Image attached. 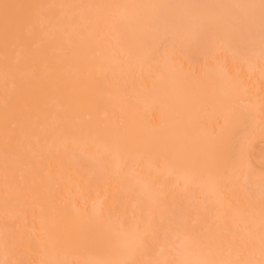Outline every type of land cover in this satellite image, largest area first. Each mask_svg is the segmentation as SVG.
I'll use <instances>...</instances> for the list:
<instances>
[{
	"label": "bare ground",
	"instance_id": "6f19581e",
	"mask_svg": "<svg viewBox=\"0 0 264 264\" xmlns=\"http://www.w3.org/2000/svg\"><path fill=\"white\" fill-rule=\"evenodd\" d=\"M209 1L0 0V264H264V183L244 186L246 150L227 165L247 71L216 61L262 65L264 37L241 39L223 15L234 4ZM161 41L172 46L148 54ZM178 46L190 64L200 50L217 63L191 71ZM180 219L191 228L174 236Z\"/></svg>",
	"mask_w": 264,
	"mask_h": 264
},
{
	"label": "rangeland",
	"instance_id": "374dc122",
	"mask_svg": "<svg viewBox=\"0 0 264 264\" xmlns=\"http://www.w3.org/2000/svg\"><path fill=\"white\" fill-rule=\"evenodd\" d=\"M202 1V0H201ZM210 1H214V2H220V1H215V0H210ZM209 1V2H210ZM228 1V2H227ZM234 1V2H233ZM249 1V3H253L254 5H250L249 3H246V2H248ZM261 1H263V2H261ZM208 2V3H209ZM213 2V3H214ZM238 2H241L242 4L240 5V3H238ZM258 2H260V3H258ZM196 3H198V1L196 2ZM207 3V2H206ZM212 3V4H213ZM231 3V5L232 4H234V5H232L231 7H233V9L230 11V12H226V13H223V15L224 16H226L225 14H228L227 16L229 17L230 16V18L229 19H231V23L232 24H234L235 25V21H239V23H240V28H243V29H245V32H246V30L247 31H249V33L246 35L245 34V36L243 35V38H241V39H244V37H247V38H245V39H249V37L251 38L252 37V40H253V37L255 38V36L257 37V38H261V37H264V30H263V27L261 26V24L263 23V25H264V0H236V2H235V0H221V3H220V5L222 6V9H224L223 7L225 6V7H230V4ZM236 3H238V4H236ZM258 3V4H257ZM201 4V3H200ZM199 4V5H200ZM215 4V3H214ZM219 4V3H218ZM244 4H246L245 6H247V7H251L252 6V8H251V10H249V8H241V7H243L244 6ZM248 4V5H247ZM227 5V6H226ZM239 6V9H238V6ZM250 5V6H249ZM257 5V6H256ZM201 6V5H200ZM208 6V5H207ZM210 6V5H209ZM216 6H217V4H216ZM244 6V7H245ZM253 6H255V7H253ZM237 7V8H236ZM260 7H263L262 9V12L259 10V8ZM210 8H211V6H210ZM212 8H214L213 6H212ZM217 8H218V6H217ZM221 8V7H220ZM215 9V8H214ZM222 9H220V10H222ZM246 9H248V12H246V13H244V10H246ZM261 9V8H260ZM180 10V9H179ZM195 10H197V9H195ZM205 10H209L208 8L207 9H205ZM204 10V11H205ZM211 10V9H210ZM209 10V11H210ZM216 10V9H215ZM235 10V11H234ZM237 10V11H236ZM259 10V11H258ZM192 11V10H191ZM198 11V10H197ZM203 11V10H202ZM213 11V10H212ZM247 11V10H246ZM255 11H257L256 13H254ZM143 12V11H142ZM184 12V11H183ZM195 12V11H194ZM200 12V9H199V11H198V13ZM208 12V11H207ZM236 12V13H235ZM184 13H186V12H184ZM218 13V12H217ZM234 13V14H233ZM258 13V14H257ZM146 14H148V12H146ZM193 14V13H192ZM195 14H197V12H195ZM201 14V13H200ZM203 14V13H202ZM201 14V15H202ZM204 14H206V12L204 13ZM208 14H210V12L208 13ZM207 14V15H208ZM216 14V13H215ZM236 14V15H235ZM237 14H239V16H237ZM242 14V15H241ZM245 14V15H244ZM261 14V15H260ZM188 15H191V14H188ZM199 15V14H198ZM221 15V14H220ZM222 15V16H223ZM143 17L145 16V11H144V14L142 15ZM193 16V15H192ZM217 16H218V14H217ZM243 16H246V18L247 17H249L250 18V20H254L253 22H252V28H246V26H247V24L244 26V25H242L241 23H243L244 21H248V22H250L248 19L246 20ZM194 17V16H193ZM200 17V16H199ZM239 17H240V19H239ZM195 18V17H194ZM220 18V17H219ZM243 18V20H241ZM260 18V19H259ZM198 18H196V20H197ZM218 18H216V20H217ZM223 19V18H222ZM224 19H226L225 17H224ZM228 19V18H227ZM226 19V20H227ZM219 20V19H218ZM226 20L224 21V20H221L220 22H223L224 21V23L226 22ZM235 20V21H234ZM195 21V20H194ZM188 22H190L189 24L191 25V23H193V20H192V22L191 21H188ZM187 22V23H188ZM217 22V21H216ZM219 22V21H218ZM227 22H230V21H228L227 20ZM227 22H226V24H227ZM236 22V23H237ZM223 23V24H224ZM246 22H244L243 24H245ZM251 23V22H250ZM225 24V25H226ZM232 24H228V25H226V26H223L222 25V28H227V27H229L230 25H232ZM238 24V23H237ZM221 25V24H220ZM192 26V25H191ZM218 26H219V24H218ZM250 25H248V27H249ZM260 26L262 27V29H261V31L263 30V35H261L262 34V32L260 31ZM183 26H181V28H182ZM185 27V26H184ZM220 27V26H219ZM231 27V26H230ZM186 28V27H185ZM191 29V32H192V30H194L193 28H190ZM243 29H240V31L241 30H243ZM183 30V29H182ZM250 30L252 31V33L250 32ZM244 31L243 32H241L242 34L243 33H245ZM260 32H261V34H260ZM195 33V32H194ZM197 33V32H196ZM241 33H239V34H241ZM254 35V36H250V35ZM199 35V34H198ZM206 35V34H205ZM260 35V36H259ZM259 36V37H258ZM206 38H207V35L205 36ZM168 37H166L164 40H166ZM202 38V37H201ZM209 38V37H208ZM257 38H255V40H257ZM260 38L257 40V41H259L260 40ZM98 39V38H97ZM130 40V44L133 46V44L135 45L136 44V39H135V37H131V39H129ZM156 38L155 39H152V41H154V42H156ZM168 40H169V38H168ZM204 41V40H203ZM202 41V42H203ZM135 42V43H134ZM169 42H170V40H169ZM256 42V41H255ZM156 43H158V40H157V42ZM162 43V44H161ZM161 43H159V44H161L160 45V47L158 46V49L156 50V48H155V50L156 51H154V49L152 50L150 47H152V44H150V43H148V44H150L151 46L149 47L150 48V52H149V50L147 49V52H148V54H150V53H152V51L155 53V52H157V54H159L158 53V50H159V52L160 51H164V49H166V48H168V47H166L165 45H168V46H172L170 43V45L169 44H167L168 43V41H161ZM166 43V44H165ZM174 43V42H173ZM191 43H193L192 41H191ZM147 44V45H148ZM204 44L205 43H203L202 44V50L204 51V53L206 52L205 51V49H204ZM154 45V44H153ZM157 45V44H156ZM155 45V47H157ZM163 45V46H162ZM189 46L190 45H192V44H188ZM149 46V45H148ZM176 46V45H175ZM154 47V46H153ZM163 47H165V48H163ZM182 47V46H181ZM180 46H178L176 49H174V50H177L176 51V54L178 55V57H180L181 59V61H183V62H185L184 64L185 65H188V64H190V63H188V60L187 59H185L184 58V56H185V54H186V49H185V51L183 50V48H181ZM147 48V47H146ZM146 50L144 47H140V49H139V52L141 53V50ZM163 49V50H162ZM181 49V51L183 50V52H180L179 50ZM173 50V51H174ZM199 50H200V48H199ZM264 50V49H263ZM203 51H201L200 50V52H201V54L199 53L198 55H200V56H198V55H195L194 57L196 58V59H198V60H196L195 58V60L196 61H198V62H196L194 59H193V63H191L190 65H191V67L190 68H192L193 67V70H191L188 66H187V69H189V71L191 70V71H194L195 70V72H196V70H199V69H201V70H203L205 67H207V65H209V67L211 66V64L212 65H214V62L213 61H215L216 59V61L217 62H219V65L217 64V66H219L218 68H219V70H220V73L221 72H224V71H228V75L231 77L232 75L234 76L235 74H232L231 75V73L233 72V73H236V72H234V68H233V66H241V68H240V70H239V72L237 71V76H239V74H242V75H244V72H245V70L247 71V72H245V75H246V77L244 78V79H246L247 78V81H245V80H243V81H245V82H243V81H241V85H243V87H244V83H246L247 85H246V91L245 90H241V89H239L240 88V86H238L239 88H237V89H239V90H237V93H243L242 94V97H241V101H243L242 103H240V110L238 111V114H240V116H239V119H240V125L239 126H237V128H238V132H236V133H232L231 134V136L233 137L230 141H229V143L227 144V146H226V149H227V151H228V160H227V165H228V167H230L231 169H232V171L233 172H235V170L237 169V167H238V162H237V158H238V156H239V154L241 153V151H242V149L243 150H246V151H248L247 152V154L245 153V157H249L250 159L248 160V157L247 158H245V161L247 162V168H248V170H250V173H248V178H247V181L245 182V187H247L249 190H251L252 192H254L255 191V189L254 188H252V186H255L256 187V185H258L257 183H264V160L263 161H260L259 162V164H256V162H258V161H256V159H254V160H252L253 159V157L250 155V154H253V153H255V152H259V153H263L264 154V133L263 132H257V131H255L254 129H255V124H256V121H258L259 119H260V117H261V115H263V109L262 108H264L263 106L261 107V109L258 107V101L261 99L258 95H260V93L263 91V89L264 88H262V87H264V85H263V82H264V78L262 77V74H263V72H264V70L262 71V74H260V73H258V72H261V71H259L260 69H264V62L263 63H261L262 65H260V62L261 61H259V64H258V62L257 63H254L255 64V69L254 68H252L251 66H254V64L252 63H249L251 66H249V67H244V69L242 68L244 65L240 62L239 63V61H230L229 59H230V57H229V54L226 56V55H224L223 53H220L221 54V56H220V54H217L218 56L216 57V59H212L213 61H210V59H204V60H206V62H204V60L202 61V54H203ZM138 52V51H137ZM138 52V53H139ZM143 52V51H142ZM162 52H160V53H162ZM175 52V51H174ZM182 53V54H181ZM142 54H145L144 55V57H147V54L146 53H142ZM176 55V56H177ZM225 57H223V56ZM231 55V54H230ZM143 56V55H142ZM215 56H216V54H215ZM215 56L213 57V58H215ZM201 57V58H200ZM222 57V58H221ZM177 58V57H176ZM199 58L201 59L200 61H199ZM228 58V59H227ZM218 59H220L219 61H218ZM224 59V60H223ZM232 59V58H231ZM179 58L178 59H176V61H178V63H179ZM207 60H208V64H207ZM223 60V61H222ZM215 61V63H217ZM194 62H195V64H194ZM212 62V63H211ZM243 62V61H242ZM188 63V64H187ZM205 65H204V64ZM244 63V62H243ZM231 64V65H230ZM238 64V65H237ZM183 65V64H182ZM189 65V66H190ZM260 65V66H259ZM183 67H184V65H183ZM186 67V66H185ZM194 67H196V68H194ZM251 67V68H250ZM260 67H262V68H260ZM203 68V69H202ZM246 68V69H245ZM253 69V70H251L250 71V69ZM259 68V69H258ZM184 69H186V68H184ZM186 69V70H187ZM242 69V70H241ZM235 70H236V67H235ZM200 71V70H199ZM240 71H241V73H240ZM198 72V71H197ZM239 73V74H238ZM197 74V73H196ZM242 75H240V78H241V76ZM244 75V76H245ZM264 75V74H263ZM239 78V77H238ZM242 78H243V76H242ZM233 79V81H231L232 83H233V85H234V80H235V78L233 77V78H231V80ZM237 79V78H236ZM241 80V79H240ZM261 81V82H260ZM230 83V82H229ZM258 83V84H257ZM240 84V83H239ZM261 85H263V86H261ZM230 86H231V84H230ZM245 88V87H244ZM243 88V89H244ZM261 88V89H260ZM0 91H1V89H0ZM254 92V93H253ZM250 93L252 94V96L250 95ZM250 96H249V95ZM262 94H263V92H262ZM260 96H262V95H260ZM240 97V96H239ZM259 97V98H258ZM263 110V111H262ZM262 112V113H261ZM260 113H261V115H260ZM250 116L251 115V121H248V117L247 118H243L242 116ZM241 117H242V119H241ZM263 117V116H262ZM261 117V119L260 120H263L264 118H262ZM246 119V120H245ZM220 122L221 121V119L219 120H217V122ZM223 122V121H222ZM216 123V122H215ZM214 123V127L216 128V127H218L216 124ZM262 123V122H261ZM219 124H222L221 122L219 123ZM261 133V134H260ZM242 139V140H241ZM250 148H252V151L251 152H249V149ZM76 158L77 159H79V160H86V159H84V157H83V155H80V154H77L76 153ZM81 158H83V159H81ZM247 159V160H246ZM249 161H250V163H249ZM254 161V162H253ZM252 162V163H251ZM91 163H93V162H91ZM249 164H251V166L249 165ZM254 164H255V166H254ZM97 165H99V166H97ZM134 165V164H133ZM133 165H128V169H130ZM253 165V166H252ZM261 165V166H260ZM258 168H257V167ZM102 167H103V165L102 164H100V163H98V162H95L94 164H93V166H91V171H95L96 172V170L97 169H100V170H102ZM250 167V168H249ZM140 168V167H139ZM139 168H137L136 166H134V167H132L131 168V171L133 170V171H135L136 172V174L138 173V174H140V173H142V172H139L140 171V169ZM252 168H253V170L254 171H252ZM141 171H142V169H141ZM100 172H102V173H96V174H94L93 176H91V180H93L94 182H98L99 183V185H100V183L102 182V176L104 175V171L102 170V171H100ZM102 175V176H101ZM100 176V177H99ZM94 177H96V178H94ZM263 177V178H262ZM100 179V180H98V179ZM246 178V177H245ZM261 181H260V180ZM263 181V182H262ZM250 183V184H249ZM251 183H254V185H252ZM256 183V184H255ZM95 184H97V183H95ZM252 185V186H251ZM254 190V191H253ZM181 191H182V189L181 190H179V188L175 191V192H172V197H174L175 199H177L180 195H181ZM177 192V193H176ZM183 192V191H182ZM129 193V192H128ZM178 193H180L179 195H178ZM131 194V193H130ZM129 194V198H131L132 196ZM133 194V193H132ZM131 196V197H130ZM170 196V197H171ZM183 196V195H182ZM187 196V195H186ZM194 197H192L191 199H189V198H187V197H179L178 199V203H179V201L182 203V204H185L186 203V205H188V208H191L190 210H192V211H195L196 209H198V207H200V205H201V203H202V200H201V198H200V193L199 192H197L196 191V193L193 195ZM125 197H128V195L127 194H125L124 193V195H123V198L125 199ZM174 201V200H173ZM176 201V200H175ZM195 201V202H194ZM193 206V207H192ZM194 208V209H193ZM131 209V208H130ZM215 211V210H214ZM194 213V212H193ZM212 214H214V212L212 213ZM193 215V214H192ZM182 222V223H181ZM184 219H180V220H177V224L178 225H176V226H174V232L176 231V233H173L174 234V236L177 234V236L179 235H182L185 231L186 232H189L188 231V229L189 228H191V225L189 226H182L183 224H184ZM192 223V222H191ZM176 228V229H175ZM181 228H183V229H181ZM173 230V229H172ZM183 230V231H182ZM182 232V233H181ZM179 233V234H178ZM173 234H171L170 236H168L169 238H167L166 240H167V242L168 241H170V242H168V243H171L172 241H175L176 240V238L177 237H175L174 238V236H173ZM172 240V241H171ZM173 243V242H172ZM256 258V257H255ZM254 258V259H255ZM258 258V257H257ZM253 258L251 257V260H252ZM234 260H236V259H234ZM238 260V259H237ZM257 260V259H256ZM255 261V260H254ZM252 262V261H251Z\"/></svg>",
	"mask_w": 264,
	"mask_h": 264
}]
</instances>
